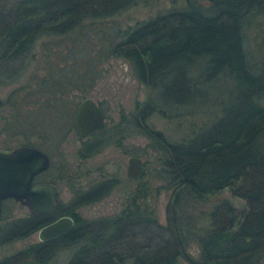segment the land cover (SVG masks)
Segmentation results:
<instances>
[{"label": "trees", "instance_id": "obj_1", "mask_svg": "<svg viewBox=\"0 0 264 264\" xmlns=\"http://www.w3.org/2000/svg\"><path fill=\"white\" fill-rule=\"evenodd\" d=\"M155 1L15 0L10 6L1 4L0 85L21 75L41 36L100 25L139 2ZM169 1L176 4L179 0ZM254 31L264 45V0H183L182 5L134 26L105 34V56L127 60L149 96L117 125L92 134L78 154L86 159L111 142L124 146L122 139L130 133H141L158 154L153 176L161 184L153 187L143 166L122 211L110 218L86 220L76 210L109 195L119 183L113 176L85 190L75 188L71 201L53 214L12 219L0 226V246L28 236L58 215H70L75 225L56 238L3 257L0 264H47L57 250L73 245L79 249L67 264H264V54L254 71L245 49ZM221 77L235 83L236 96L215 121L174 141L148 124L151 113L172 116L184 106L191 107L187 112L194 115L199 111L195 104L200 99L198 88ZM18 91L0 101L14 116L5 130H28L37 126L35 122L54 125L62 136L66 124L61 129L52 116L44 119L42 112L24 111L26 105L20 102L25 96L17 99ZM55 106L56 111H66L64 105ZM161 189L169 196L164 224L150 202ZM223 190L246 205L239 209L226 198H215L209 209L201 210L200 204ZM192 243L197 244V254L190 250Z\"/></svg>", "mask_w": 264, "mask_h": 264}, {"label": "rangeland", "instance_id": "obj_2", "mask_svg": "<svg viewBox=\"0 0 264 264\" xmlns=\"http://www.w3.org/2000/svg\"><path fill=\"white\" fill-rule=\"evenodd\" d=\"M14 1L0 0V7L1 4L10 6ZM182 4L183 0L176 4L169 0H156L150 4L139 2L102 20L100 25L86 24L69 34L41 36L34 43L21 75L6 85H0L1 102L7 99L10 92L20 89L17 99L23 100L25 96V101L20 102L26 105V109L23 107L24 111L33 110L31 113L35 115L42 112L44 119H50L47 115L52 116L53 121L58 127L60 125L61 129L62 125L66 124L65 129L61 130L62 136L58 135L60 132L54 129V125L40 126L35 122L32 124L37 126L28 130L6 131L5 124L12 123L14 116L11 115L8 105L0 106V147L9 149L26 143L43 147L52 160L50 174L58 179L61 208L71 201L75 188L85 190L88 185L100 179L114 176L118 178L119 183L109 195L97 202L78 207L77 212L86 220L110 218L120 213L126 197L139 182L138 179L129 180L125 176L126 160L130 155L142 157L145 178L153 187L161 184V180L153 176L158 154L149 147L150 141L147 137L137 132L130 133L122 139L124 146L118 147L116 143L111 142L96 154L84 159L78 154L84 139H81L73 129L71 118L77 103L84 96H91L106 112V125L110 128L118 124L123 116L127 117L136 104L148 99V89L134 76L128 61L116 56H105V34L112 33L116 28L124 30L128 26H134L137 22ZM256 34V31L250 33L245 47L254 71L258 69L264 54V45ZM192 74L198 76L195 71ZM197 91L200 95V99L195 103L199 108L197 113L189 114L187 112L191 109L189 106H184L183 111L179 110L172 116L154 112L146 119L148 124L156 130L163 131L170 140H182L192 135L197 128L215 121L223 106L233 102L236 96L235 83L223 77L213 83L204 84ZM55 104L61 105L60 107L64 105L66 111H56ZM60 168L64 169L62 173H59ZM59 176L61 178H58ZM168 197V192L161 189L150 198L162 224L166 221L165 204ZM215 198H226L239 209L246 205L243 199L223 190L218 197L200 204L201 210L209 209ZM4 203L0 226L12 219L30 215L27 207L15 200ZM38 240L36 230L22 239L2 244L0 260L28 245L35 244ZM78 249L79 247L74 245L59 249L47 264H67ZM190 250L197 254V244L192 243Z\"/></svg>", "mask_w": 264, "mask_h": 264}, {"label": "water", "instance_id": "obj_3", "mask_svg": "<svg viewBox=\"0 0 264 264\" xmlns=\"http://www.w3.org/2000/svg\"><path fill=\"white\" fill-rule=\"evenodd\" d=\"M106 116L96 101L85 97L74 110L71 123L77 134L85 137L96 129L103 128ZM50 158L33 145L20 144L15 147H0V218L2 201L13 198L26 206L31 216L45 214L56 209L60 190L53 183H34V178L48 169ZM125 176L136 179L143 169L142 157L130 155L126 160ZM75 225L70 215H62L37 230L38 239L44 242L56 238Z\"/></svg>", "mask_w": 264, "mask_h": 264}, {"label": "flooded vegetation", "instance_id": "obj_4", "mask_svg": "<svg viewBox=\"0 0 264 264\" xmlns=\"http://www.w3.org/2000/svg\"><path fill=\"white\" fill-rule=\"evenodd\" d=\"M85 97H90V98H92V100H94L93 99V97H91V96H84L78 103H77V105L85 98ZM94 101H96V103H97V105H98V107L102 110V111H104L103 110V108H102V106L100 105V103L97 101V100H94ZM77 105H76V107H77ZM76 107H75V109H76ZM74 109V110H75ZM74 110H73V115H74ZM104 113H105V116H106V118H107V114H106V112L104 111ZM73 115H72V117H73ZM71 120H72V118H71ZM105 122H106V119H105ZM115 125H117V124H115ZM74 129V128H73ZM101 129H107V125L105 124V126L103 127V128H100V129H96L95 131H92V132H90L88 135H86L85 137H81V136H79L81 139H84V141L82 142L83 144V146H84V143L86 142V140H88L90 137H91V135L92 134H94V133H96V131H99V130H101ZM75 130V129H74ZM76 132V131H75ZM77 133V132H76ZM79 135V134H78ZM26 145H29V144H26ZM32 145V144H31ZM31 145H29V146H31ZM33 146H35V147H38L40 150H43L46 154H47V156L49 157V155H48V153L46 152V150L42 147H40V146H37V145H33ZM82 146V147H83ZM81 147V148H82ZM80 148V149H81ZM50 158V164H49V166H48V169H46V170H44L42 173H40V174H38L37 176H35V178H34V183H44V182H48V183H53V184H56L57 185V180H55L54 178L55 177H52L51 176V174H50V171H51V166H52V160H51V157H49ZM144 166V165H143ZM60 172L59 173H62V171H63V168H60V170H59ZM49 174V175H48ZM58 175V174H57ZM56 175V176H57ZM44 176V177H43ZM43 177V178H42ZM114 177V176H113ZM58 178H61V176H59ZM127 178V177H126ZM128 179V178H127ZM130 180V179H129ZM57 187H58V185H57ZM59 188V187H58ZM8 200H14L13 198H10V199H5V200H3L1 203H2V209H3V205L5 204L4 202H7ZM60 200V199H59ZM62 209L61 207H60V201H59V203L57 204V206H56V209L54 210V211H52V212H45V213H55V211L57 210V209ZM2 209H1V213H2ZM77 211V210H76ZM68 215V214H67ZM2 216V215H1ZM59 216H62V215H58V216H56V218L57 217H59ZM56 218H54V219H52V221L53 220H55ZM49 240V239H48ZM37 242H41V241H37ZM37 242H35V243H37ZM44 242H46V241H44Z\"/></svg>", "mask_w": 264, "mask_h": 264}]
</instances>
